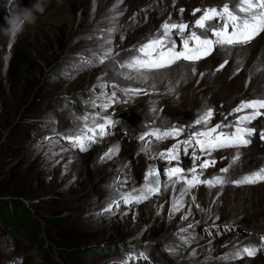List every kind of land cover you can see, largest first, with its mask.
Segmentation results:
<instances>
[{"label":"rangeland","instance_id":"obj_1","mask_svg":"<svg viewBox=\"0 0 264 264\" xmlns=\"http://www.w3.org/2000/svg\"><path fill=\"white\" fill-rule=\"evenodd\" d=\"M200 1L122 0L117 8L122 14L117 20L118 30L113 43L114 50L120 53L119 58H126V50L159 29L169 15L178 21L180 8L185 9L184 20L190 8L203 9ZM36 2L15 0L17 7L12 13ZM41 2L44 11L36 13V22L27 25L10 48V35L0 32V189L9 191L4 194L5 199H19L26 204L28 213L38 221L35 227L32 221L23 224L21 229L27 236L20 242L14 237L0 239V264H11L12 258H19V264H65L61 251L87 250L97 244L106 246L114 242L119 244V251L108 253L106 249L99 255L78 251L73 256L74 264H112L134 248L147 250L150 260L146 264H264V250L258 251L255 257L246 256L236 261L206 260L209 255L215 258L229 252L237 241L259 243V237L264 235V183L193 190L201 208L195 206L190 196H185L184 207L170 217L173 184L162 175L161 192L151 200L131 208L121 206L116 215H97L109 196V186L115 177L128 178L125 190L143 182V174L151 161L139 151L141 145L137 137L154 118L149 111L150 101H155L157 108H163V112L155 114L156 125L182 126L183 121L194 120L205 105L214 107L222 117L241 99L264 93V65L257 68L254 61L256 51L253 50L258 42L256 48L263 43L264 33L249 45L250 52L243 56L241 71L236 75H233L238 66L236 57H231L223 70L213 71L226 58L216 52L210 55L211 58L208 56L207 61L203 59L196 64V75L190 71L192 65L185 62L165 70L167 77L157 87L160 93H164L168 79H171L175 93L141 95L126 106L115 105L114 117L117 112L124 111L127 118H116L119 123L112 135L93 144L86 152L73 149L63 154V158L56 157L57 163L45 159L48 145L42 138L51 135L53 128L63 131L70 122H75L74 115L88 111L84 102L89 98L88 90L96 83L97 77L105 72L108 74L106 78L117 79L121 85H134L117 78L111 64L91 69L75 64L77 54L86 55L98 46L100 30L111 22L115 0H96L94 14L92 0ZM6 3L7 0H0V27L6 26L5 17L9 16L4 12ZM194 19L192 14L188 16V22ZM90 34L94 38L90 39ZM234 49L229 50L231 54ZM77 70L78 74L69 79L68 72ZM200 72L206 73L203 78ZM250 73L251 80L248 81ZM252 126L259 131L264 124L256 122ZM115 143L120 145L118 155L100 162L99 157ZM168 144H159L158 149L153 145V152ZM233 151L226 149L217 155H228L230 159ZM241 153L235 170L230 172L233 177L248 173L255 165L264 162L263 148L251 145L242 148ZM213 156L218 163L211 170H218L219 163L229 162ZM69 158H74L70 164L67 163ZM158 161L161 165L156 166L163 172L165 163ZM125 164L129 165L127 169ZM189 206L192 214L184 221L181 216ZM216 216L219 217L215 221L219 226L217 230L228 225L231 229L247 231L249 235L238 234L232 238L229 234H222L219 239L220 236L200 234L202 227H210ZM194 221L200 222L189 232L195 237L194 242L190 246L181 245L175 235L177 230ZM3 233L4 229L0 228V235ZM130 244L131 249L124 250ZM166 245L177 248L178 254H169ZM193 249L196 256L191 255Z\"/></svg>","mask_w":264,"mask_h":264},{"label":"snow or ice","instance_id":"obj_2","mask_svg":"<svg viewBox=\"0 0 264 264\" xmlns=\"http://www.w3.org/2000/svg\"><path fill=\"white\" fill-rule=\"evenodd\" d=\"M120 3L122 0H115L111 9V22L106 28L100 30L98 46L89 50L86 55L77 54L75 64L86 65L88 69L101 64H111L117 78L133 82L134 86L121 85L117 79H108L106 78L108 74L102 72L97 77L96 83L88 90L89 98L84 102L91 111L74 115L73 121L75 122H70L63 131L53 128L51 135L42 138L43 143L48 145L45 152L46 160L52 159L59 163L56 157L63 158V154L73 149L86 152L93 144L112 135L111 129L119 123L114 119L115 105L129 103L141 95H172L175 93L176 89L171 79H168L164 93H160L157 87V84L167 77L165 70L183 61L192 65L190 71L196 75V64L212 55L217 48L223 50L226 56L231 55L230 49L251 44L261 33H264V0H225L222 7H206L204 9L196 7L192 10V16L195 19L191 22L183 19L185 9L180 8L178 21H174L169 15L161 23L159 29L146 36L142 42L127 49V57L120 59V53L116 52L113 47L114 34L118 30L117 20L122 14L117 11ZM95 6L96 0H92L93 14ZM15 7H17L15 0H7L4 6L5 14L11 16L12 9ZM197 13L201 14L197 16ZM16 36L15 33L10 34L9 48ZM89 38L94 37L90 34ZM123 38L122 35L121 39ZM228 63L227 58L223 59L216 66L215 72L223 70ZM236 64L238 66L234 69L233 75L238 74L242 68L241 60L237 59ZM77 74L78 70L70 71L68 78L72 79ZM205 74L204 72L199 73L201 78ZM250 80L251 73L248 77V81ZM245 86L247 87V82ZM109 109H113V111L110 112ZM149 111L154 115V118L146 125V130L137 137L141 145L139 151L144 153L150 161H163L166 167L161 172L158 166L150 163L143 174V182L129 190H125L128 183L127 177L119 175L115 177L109 186V196L97 215H116L121 206L131 208L151 200L161 192L162 175L173 184L170 217L180 212L184 207L185 196H190L195 206L201 208L193 194V190L201 185L211 190L216 187L223 188L226 185L239 187L264 183V162L255 165L248 173L234 177L230 175L241 159V149L250 146L257 133L259 140L264 142V127L258 131L256 127L251 126L253 122L264 117V93L252 98L241 99L231 111L224 114L223 120L215 124L212 123L215 109L207 105L187 126L156 125L155 114L163 112V108H157L155 101H150ZM230 116L234 119L229 120ZM186 132V138L180 139ZM168 139L174 141L170 147L153 152V145H156L158 149L159 144ZM225 149L234 150L230 159L221 157V161L229 160V162L220 167L217 173L206 175L207 170L210 167H215L218 163L213 153ZM119 151L118 143L109 146L99 157L100 162L111 160L118 155ZM181 153L189 158L187 168L182 164ZM73 159L69 158L67 163H72ZM250 163L255 164V161ZM128 167V164L124 165L125 169ZM175 185H180V187L177 188ZM204 211L207 212V210ZM123 214L127 215V212ZM191 214L189 206L181 219L187 221ZM210 219L212 218L210 217ZM216 220H219L218 216L213 219L210 227L205 228L209 235H211V228H219L215 223ZM199 223V221H194L177 230L175 235L179 237L181 245L190 246L194 242L195 237L189 232ZM229 230H231V226L225 225V231ZM260 250H264V235L259 237L258 244L252 241H237L229 252L215 258L209 255L206 260L236 261L245 256L255 257ZM166 251L171 255L178 254L177 248L167 245ZM191 255H197L195 249L192 250ZM138 260H150L146 249L137 250L134 248L130 253L114 260L112 264H136ZM11 264H19V258H12Z\"/></svg>","mask_w":264,"mask_h":264},{"label":"trees","instance_id":"obj_3","mask_svg":"<svg viewBox=\"0 0 264 264\" xmlns=\"http://www.w3.org/2000/svg\"><path fill=\"white\" fill-rule=\"evenodd\" d=\"M8 193V190L6 191L0 189V216L3 217L5 221L9 222L12 228H18L20 225L25 223L29 224L31 221L33 227L38 225V221L33 219V214L28 213L29 209L22 204V201L13 198H8L9 201L5 200L3 196ZM34 198L36 197H33L32 199ZM21 237L24 238L25 235L22 233ZM90 250L92 249L84 250L83 248H75L72 251H61L60 256L64 260L65 264H74L73 256H75L78 251L81 254H89Z\"/></svg>","mask_w":264,"mask_h":264},{"label":"clouds","instance_id":"obj_4","mask_svg":"<svg viewBox=\"0 0 264 264\" xmlns=\"http://www.w3.org/2000/svg\"><path fill=\"white\" fill-rule=\"evenodd\" d=\"M44 11V4L41 0H37L31 7H20L18 11L14 12L11 16L5 17L4 27H0V32L6 35L15 33L20 35L23 33L27 25L36 22V13Z\"/></svg>","mask_w":264,"mask_h":264},{"label":"bare ground","instance_id":"obj_5","mask_svg":"<svg viewBox=\"0 0 264 264\" xmlns=\"http://www.w3.org/2000/svg\"><path fill=\"white\" fill-rule=\"evenodd\" d=\"M213 1H215V0H213ZM260 36H262V35H260ZM255 41V40H254ZM253 41V42H254ZM252 42V43H253ZM248 45H250V44H248ZM217 50H221V49H219V48H217ZM222 51V50H221ZM223 57V56H222ZM209 58H211V56L209 57ZM208 58V59H209ZM208 59H206V60H204V62L205 61H207ZM239 60H243V59H239ZM183 62V61H182ZM219 64V63H218ZM217 64V65H218ZM188 65V64H187ZM213 71H215V68H213ZM183 74V73H182ZM261 75H262V73H261ZM258 82V81H257ZM263 87V86H262ZM251 145H255V146H257L258 148H263L264 149V142H262V141H260L259 139H258V137H253V142H252V144ZM253 149V148H252ZM242 150V149H241ZM243 150H245V149H243ZM250 150V148L248 149V151ZM249 152H251V150L249 151ZM248 155V154H247ZM264 160V159H263ZM151 164H153V165H161V162H159L158 160H154V161H152L151 160V162H150ZM149 163V164H150ZM248 170V169H247Z\"/></svg>","mask_w":264,"mask_h":264},{"label":"water","instance_id":"obj_6","mask_svg":"<svg viewBox=\"0 0 264 264\" xmlns=\"http://www.w3.org/2000/svg\"><path fill=\"white\" fill-rule=\"evenodd\" d=\"M219 0H215V1H213V0H203L202 1V4H210V3H216V2H218Z\"/></svg>","mask_w":264,"mask_h":264}]
</instances>
